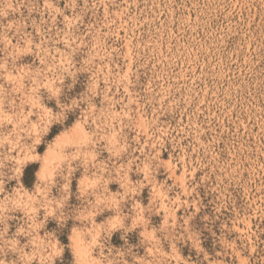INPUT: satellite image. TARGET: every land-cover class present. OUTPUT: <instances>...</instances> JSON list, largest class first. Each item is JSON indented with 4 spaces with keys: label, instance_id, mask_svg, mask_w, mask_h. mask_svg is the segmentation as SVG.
Masks as SVG:
<instances>
[{
    "label": "rangeland",
    "instance_id": "rangeland-1",
    "mask_svg": "<svg viewBox=\"0 0 264 264\" xmlns=\"http://www.w3.org/2000/svg\"><path fill=\"white\" fill-rule=\"evenodd\" d=\"M8 2L0 264H264V0Z\"/></svg>",
    "mask_w": 264,
    "mask_h": 264
},
{
    "label": "clouds",
    "instance_id": "clouds-1",
    "mask_svg": "<svg viewBox=\"0 0 264 264\" xmlns=\"http://www.w3.org/2000/svg\"><path fill=\"white\" fill-rule=\"evenodd\" d=\"M11 6H12V5L8 2V0H0V11H4V12H6L8 9L11 8ZM98 54H100V53H98ZM166 77H167V73H165V72H161V73H160V78H161V79H165ZM160 90H161V92L164 93V95H170V94H171V93L169 92L168 87H166V86H163V85H162V86L160 87ZM188 99L191 100L192 97L189 96Z\"/></svg>",
    "mask_w": 264,
    "mask_h": 264
},
{
    "label": "snow or ice",
    "instance_id": "snow-or-ice-1",
    "mask_svg": "<svg viewBox=\"0 0 264 264\" xmlns=\"http://www.w3.org/2000/svg\"><path fill=\"white\" fill-rule=\"evenodd\" d=\"M118 187V186H117ZM83 190V189H82ZM113 226H115V225H113Z\"/></svg>",
    "mask_w": 264,
    "mask_h": 264
}]
</instances>
